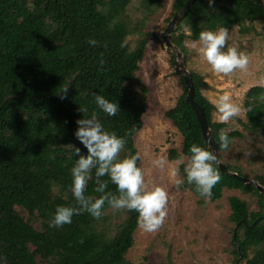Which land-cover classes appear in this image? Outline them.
Listing matches in <instances>:
<instances>
[{
    "label": "trees",
    "instance_id": "16d2710c",
    "mask_svg": "<svg viewBox=\"0 0 264 264\" xmlns=\"http://www.w3.org/2000/svg\"><path fill=\"white\" fill-rule=\"evenodd\" d=\"M132 1L0 0V257H6L7 264H135L127 259L138 230L134 210H125L126 217L115 224L106 204L100 219L84 212L73 215L71 224L49 227L59 206L75 205L70 191V170L79 158L75 148L87 155L75 137L77 120L97 113L105 131L126 139L118 159L139 153L136 136L144 127L150 89L138 72L148 43L151 39L160 42V37L141 31V22L125 20ZM148 1L151 16L163 6V0ZM187 1L174 0L172 17ZM257 22L264 26L261 0H214L212 7L208 0H196L171 40L186 54L187 29L192 39L199 40L201 31L238 25L246 33ZM130 35H138L134 48L127 44ZM89 40L98 43L92 46ZM110 54L119 58L118 67H107ZM191 73L195 99L206 113L221 156L219 133L223 129L230 139L227 125L214 120L216 108L202 92L204 77ZM181 81L184 86L183 78ZM94 93L117 103L120 111L108 116L95 104ZM245 107V126L264 132V87L257 85L247 91ZM79 108L87 111L82 113ZM165 115L183 137L184 155L190 157L193 144L207 148L185 93ZM137 166L141 167V157ZM215 167L221 180L209 200L221 199L224 189H237L256 196L260 206L251 211L241 197H229L230 219L236 226L233 264H264V193ZM92 177L85 195L95 199L102 195L95 191V169ZM183 177L182 188L203 200L195 185L187 182L185 170ZM101 179L108 181L106 191L119 195L108 176ZM257 180L264 186V176Z\"/></svg>",
    "mask_w": 264,
    "mask_h": 264
},
{
    "label": "rangeland",
    "instance_id": "374dc122",
    "mask_svg": "<svg viewBox=\"0 0 264 264\" xmlns=\"http://www.w3.org/2000/svg\"><path fill=\"white\" fill-rule=\"evenodd\" d=\"M261 1L264 3V0ZM173 2L163 0V6L151 16L148 0H133L124 15L125 20L132 24L141 22V31L154 32L160 37V42L151 39L148 43L138 72L150 92L144 127L136 136V145L141 168L146 180L151 182L150 186L164 187L169 193V211L164 226L155 233H146L138 227L135 244L127 259L135 264H233L232 241L236 226L230 219L229 197H241L247 201L251 211L259 210L260 206L256 196L241 190L224 189L221 199L211 201L201 200L190 189L175 184L177 178L184 180L183 170L189 158L183 154L181 133L165 115L176 105L185 89L181 77L175 73L176 53L167 48L161 38L173 18ZM228 30L230 38L225 50L236 47L249 55L251 62L247 74L239 71L230 76L215 74L202 60L198 49L191 47L192 42L198 40L190 37L188 29L184 39L187 53L183 52V56L187 69L204 77L206 86L202 92L211 102L227 91L232 94L234 102L242 105L244 111L241 116L226 124L230 145L227 151L221 152V158L244 176L257 180L258 176H264V132H254L245 126V97L251 87L259 85L258 81L264 79V26L257 22L246 33H242L238 25ZM137 36L128 37L127 44L131 48L135 47ZM172 52L176 56L174 62ZM106 65L109 68L118 67L120 60L110 54ZM134 85L140 92L139 83ZM160 156H166L168 160L164 171L153 166V161ZM174 170H178V176L172 175ZM124 211L110 208L107 214L112 216L113 223L119 224L126 217Z\"/></svg>",
    "mask_w": 264,
    "mask_h": 264
},
{
    "label": "clouds",
    "instance_id": "9594fccd",
    "mask_svg": "<svg viewBox=\"0 0 264 264\" xmlns=\"http://www.w3.org/2000/svg\"><path fill=\"white\" fill-rule=\"evenodd\" d=\"M212 7L214 0H208ZM229 30L225 27L217 31H201L199 40L192 42L191 47L197 48L203 61L217 75L230 76L239 71L247 74L249 70L250 57L236 47H227ZM96 40H89L92 46L97 45ZM101 59L100 64L103 66ZM264 87V79L258 81ZM67 89L65 90V92ZM95 104L108 116H115L119 111V105L110 102L102 95L93 94ZM216 108V119L219 123L227 124L236 117L241 116L244 111L242 105L233 101L232 94L224 92L212 101ZM85 113L86 108H79ZM78 128L75 137L87 149V155H82L80 148H75L79 157L75 166L71 168L73 177L70 191L75 200L74 206H59L54 218L49 221V227L61 228L72 223L73 215L84 212L93 218H102L104 207L107 204L114 211L128 210L138 213V227L146 233L158 232L165 224L168 216L169 193L164 187L150 186L151 182L145 178L143 168L137 166L140 154L130 158L118 159L121 151L126 145V139L118 137L115 132L104 130V126L93 112L91 118H82L76 121ZM230 139L228 134L221 129L219 133V147L225 151L229 149ZM190 157L187 160L185 172L187 182L194 184L200 197L205 200L212 196V189L221 180L217 168V155L208 148L193 144L190 147ZM183 162V161H181ZM168 160L166 156H160L153 161V166L164 171ZM95 169V191L102 193L99 198L85 195L88 182L92 180V171ZM178 170L172 175L178 176ZM108 176L113 184L117 186L119 195L106 191L108 181L102 177ZM184 180L177 178L175 184L181 186ZM67 198V197H65ZM3 264H7L6 257H0Z\"/></svg>",
    "mask_w": 264,
    "mask_h": 264
},
{
    "label": "water",
    "instance_id": "95a60500",
    "mask_svg": "<svg viewBox=\"0 0 264 264\" xmlns=\"http://www.w3.org/2000/svg\"><path fill=\"white\" fill-rule=\"evenodd\" d=\"M195 1L196 0H188L186 2L181 11L178 12L168 23L166 29L161 35V38L165 42L166 47L172 49L176 53L177 59L175 60V73L184 80V93L186 94V100L192 105L196 112L206 147L209 150H212L217 155L218 167L223 172L235 176L243 183L254 184L259 192L264 193V186L258 180H254L247 176L240 175L235 171H231L228 168L227 164L223 162L220 156V151L218 149L216 139L214 137L213 130L208 123L206 113L200 103L195 99V86L192 78V73L186 67L183 51L171 40V35L175 32L179 24L185 19L188 11L195 3Z\"/></svg>",
    "mask_w": 264,
    "mask_h": 264
}]
</instances>
